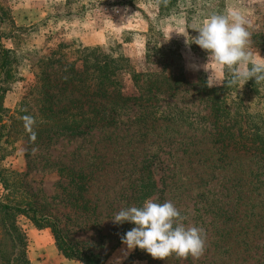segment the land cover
<instances>
[{"label": "rangeland", "instance_id": "1", "mask_svg": "<svg viewBox=\"0 0 264 264\" xmlns=\"http://www.w3.org/2000/svg\"><path fill=\"white\" fill-rule=\"evenodd\" d=\"M175 3L159 14L155 0H0V13L4 12V20L0 21V41L12 49L20 72V80L4 94L8 116L20 118L18 108L23 101L28 111L36 110L33 103L37 97L35 79L46 70V65L53 64V69L58 67L50 63L51 60L61 59L62 55L67 62L79 64V58L92 48L128 59V69L123 76L125 91L130 93L141 83L139 75L148 71L183 72L189 82H196L199 77L207 82L208 78L224 80V68L191 40L198 35L192 28L210 14H225L230 8L240 11L246 18L245 26L250 32L249 50L253 56L264 58V51L260 49L264 42V0H177ZM9 19L19 27H12ZM92 33H99L102 42L85 45L81 35ZM180 33H185L191 43H186L185 35ZM191 92L179 90L177 101L190 109L203 110L204 106L191 97ZM238 98L248 104L249 109L256 110L264 96L260 99V95L239 83L229 94L231 100ZM23 117L20 118L22 124L14 121L15 128L8 138L11 152L3 161L4 165L20 172L28 192L57 215L60 222L62 218L68 235L100 254L104 264H264V219L262 226L253 225L254 221L261 220L257 214L264 215V158L245 160L242 165L246 180L250 181L243 189L252 198L245 207L240 206L243 220L229 219L223 224L215 223L214 219L204 222L198 217L202 213L200 204L193 198L185 201L181 213L186 217L183 223L203 228L205 233V251L198 259L192 256L177 258L175 254L166 261L153 259L151 255L132 257L134 249L128 250L122 242L117 243L122 224L112 221L120 209L130 207L128 172L114 171L113 148L99 146L100 135L95 133L84 138L58 136L46 143L32 142ZM37 123L40 122L36 120ZM158 141L154 136H147L142 145L146 148L148 143ZM150 150H155V146ZM99 156L103 157L104 163L98 164ZM161 156L166 163H173L169 155ZM62 166L75 170L88 166L89 170L95 171L93 175L97 174V177L92 180L87 196L99 205L101 212L97 217L74 208L73 181L61 171ZM158 167L155 163V174L160 176ZM131 176L132 179L136 175ZM19 223L27 235L30 264H82L78 260L65 259L57 251L49 228L37 229L22 216ZM230 227L232 232L229 234L221 231Z\"/></svg>", "mask_w": 264, "mask_h": 264}, {"label": "trees", "instance_id": "2", "mask_svg": "<svg viewBox=\"0 0 264 264\" xmlns=\"http://www.w3.org/2000/svg\"><path fill=\"white\" fill-rule=\"evenodd\" d=\"M175 2L155 0L159 14L175 6ZM3 14L0 13V21L4 20ZM9 23L19 27L12 19ZM260 49L264 51V42ZM98 50L88 49L79 58V64L67 62L61 55V59L50 62L57 64V68L46 65V70L37 75V97L33 102L36 110L28 111L24 101L18 108L20 118L30 114L40 122L34 128L36 142H50L58 136L84 138L95 133L100 135L99 146L113 148L114 171L128 172V205L140 207L149 198L158 203L172 201L182 213L185 201L193 198L200 204L202 213L198 217L204 222L243 220L240 206L245 207L252 198L243 189L250 181L246 180L242 165L245 160L264 158V98L256 110L249 109L241 98L229 99L239 83H230L231 75L225 68L224 83L219 86L208 87L202 77L189 82L183 72L148 71L139 75L141 83L135 92H126L123 74L128 69V59ZM17 67L12 49L0 41L1 264H30L27 235L19 223L21 216L37 229L49 228L57 251L65 259L104 264L100 254L68 235L62 218L60 222L57 215L28 192L23 175L3 163L11 152L10 133L16 123L22 124L20 118L8 116L3 102L4 94L20 80ZM245 86L260 99L264 96V82L256 83L255 78H250ZM184 89L193 91L191 97L198 99L203 110L190 109L177 101L176 94ZM191 105L194 107L195 103L192 101ZM147 136L159 141L148 143L145 148L142 144ZM152 146L155 150H150ZM161 154L169 155L173 163H166ZM102 158L98 164L104 163ZM155 163L159 164L160 176L155 174ZM85 168L62 166L61 171L73 181L74 208L97 217L101 212L99 205L87 196L97 174L93 175L95 171L88 166ZM131 175L136 176L131 179ZM257 216L261 220L254 221V227L263 225L264 215ZM134 226L124 222L117 243ZM221 231L229 234L232 227ZM148 255L135 248L131 256Z\"/></svg>", "mask_w": 264, "mask_h": 264}, {"label": "clouds", "instance_id": "3", "mask_svg": "<svg viewBox=\"0 0 264 264\" xmlns=\"http://www.w3.org/2000/svg\"><path fill=\"white\" fill-rule=\"evenodd\" d=\"M167 3V0H164ZM244 15L236 9H228L225 14H210L197 27L198 32L191 42L205 50L209 57L222 68L229 71L230 83H240L241 87L250 79L256 83L264 82V58H256L249 50L250 32L246 29ZM185 35V33H180ZM186 37V43H191ZM224 83L223 78H208V87ZM25 130L30 140L35 142L36 120L26 115L23 118ZM179 209L172 201L158 203L146 199L143 205L122 208L114 214V224L129 222L135 226L128 230L121 241L128 250L139 248L153 259L166 261L173 254L177 258L189 256L199 258L205 251L204 229L186 226Z\"/></svg>", "mask_w": 264, "mask_h": 264}, {"label": "crops", "instance_id": "4", "mask_svg": "<svg viewBox=\"0 0 264 264\" xmlns=\"http://www.w3.org/2000/svg\"><path fill=\"white\" fill-rule=\"evenodd\" d=\"M102 39L103 38H102V36L99 33L98 34L92 33L91 35H87V36L81 35V40L83 41V43L85 45H94V44H97V43L99 44V43L102 42Z\"/></svg>", "mask_w": 264, "mask_h": 264}, {"label": "built area", "instance_id": "5", "mask_svg": "<svg viewBox=\"0 0 264 264\" xmlns=\"http://www.w3.org/2000/svg\"><path fill=\"white\" fill-rule=\"evenodd\" d=\"M115 12H116V13H119V9H116Z\"/></svg>", "mask_w": 264, "mask_h": 264}]
</instances>
